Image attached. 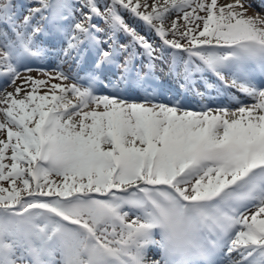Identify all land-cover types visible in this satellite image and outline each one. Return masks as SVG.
<instances>
[{
	"label": "snow or ice",
	"instance_id": "snow-or-ice-1",
	"mask_svg": "<svg viewBox=\"0 0 264 264\" xmlns=\"http://www.w3.org/2000/svg\"><path fill=\"white\" fill-rule=\"evenodd\" d=\"M251 7L0 0V264H264Z\"/></svg>",
	"mask_w": 264,
	"mask_h": 264
},
{
	"label": "rangeland",
	"instance_id": "rangeland-1",
	"mask_svg": "<svg viewBox=\"0 0 264 264\" xmlns=\"http://www.w3.org/2000/svg\"><path fill=\"white\" fill-rule=\"evenodd\" d=\"M24 2H27V0H24ZM103 2L104 0H99V3L101 4V6L103 5ZM219 2L226 3V2H232V0H219ZM247 3H250L252 5V7L249 9V14H254L255 12H260L261 14H264V6H262V3H264V0H261L260 4H257L255 0H247ZM125 19L129 24L133 25L137 29V31L140 32L141 35L146 36L150 41L154 43H158L154 34L151 33V31H149L147 26L145 27V23L143 21H140L138 19H132L129 17L128 14H125ZM97 23H100L101 26H103L102 21H97ZM43 67H47V66L43 65ZM161 67H163V71L160 70ZM156 75L162 80L163 85H169L173 90L178 89L179 87L178 82L175 80L173 76L168 74L167 67L158 66L156 70ZM197 87H199L201 91L204 90V85L201 82L198 83ZM212 94L216 95L215 92H213ZM137 95H136L137 96L136 98H132V99L139 100V94ZM214 95L213 97H215ZM219 102H222V101H219Z\"/></svg>",
	"mask_w": 264,
	"mask_h": 264
},
{
	"label": "bare ground",
	"instance_id": "bare-ground-1",
	"mask_svg": "<svg viewBox=\"0 0 264 264\" xmlns=\"http://www.w3.org/2000/svg\"><path fill=\"white\" fill-rule=\"evenodd\" d=\"M255 2L258 3V4H260V0H255ZM150 253H154L155 254L154 250L152 252H150Z\"/></svg>",
	"mask_w": 264,
	"mask_h": 264
}]
</instances>
